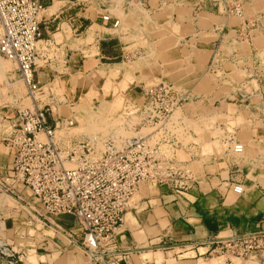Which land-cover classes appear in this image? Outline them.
Segmentation results:
<instances>
[{
    "label": "crops",
    "instance_id": "1",
    "mask_svg": "<svg viewBox=\"0 0 264 264\" xmlns=\"http://www.w3.org/2000/svg\"><path fill=\"white\" fill-rule=\"evenodd\" d=\"M232 1L234 0H227L228 4ZM242 1L247 9H252L248 17H255L260 12L255 8V0ZM42 2L44 10L53 3L52 0ZM179 2L156 0L152 6L148 0L141 5L145 9H151L153 13L161 14L156 20L158 29L177 24L178 31L191 27L183 33L184 37L199 34V38H207L201 39L195 46L178 44L169 48L173 52H192L197 61H190L191 67L196 66L206 73L213 63L212 58H217L219 51H223L213 42L214 35H218L216 29L221 25L236 26L238 17L225 15L221 0ZM195 3L201 4L196 13ZM179 5L189 9V13H178L175 9ZM65 6L52 15L42 12L43 9L39 13V41L45 42L38 51L39 61L42 63H37L33 75L39 89L55 75L51 66L56 69L76 67L78 70L85 65L95 66L101 57L112 55V42L118 45L117 54L124 50L119 36L115 35L116 39L99 37L93 41L95 53L90 57L91 47L81 41V36L85 32L82 29L92 25L88 24L92 18L88 20L79 15L78 11H68ZM141 18V13L127 18L125 25L135 28ZM104 28L114 29L109 26ZM78 30L81 31L80 34ZM263 51L264 48L261 47L256 50ZM172 58L173 56L169 58V69L181 67L175 57L173 60ZM233 80L235 83L236 80ZM207 91L205 93L212 94V97L220 93L216 87ZM229 92L235 93L233 88ZM31 104L44 106L49 103L34 97L31 98ZM52 116L55 119L59 115L52 110ZM48 119L52 122V117L49 116ZM230 154V158L224 159L219 170L218 167L215 168L213 173L204 175L200 182L188 187L177 188L157 181L141 183L116 236L117 247L130 252L116 264H199V261L208 264L206 260L210 258L201 255L206 248L195 246L199 241L212 237L223 239L247 230L264 235V134L251 137L243 146L242 153H235L231 149ZM11 160L9 146L0 140V178L12 187L10 192H0V237L11 242L20 264H97L89 261L77 248L82 233L74 216L47 215L34 202L30 192L19 182L13 181L10 173ZM231 182L241 183L244 191L241 194L233 193L228 188ZM222 258L220 264H264V249L253 251L243 258Z\"/></svg>",
    "mask_w": 264,
    "mask_h": 264
},
{
    "label": "rangeland",
    "instance_id": "2",
    "mask_svg": "<svg viewBox=\"0 0 264 264\" xmlns=\"http://www.w3.org/2000/svg\"><path fill=\"white\" fill-rule=\"evenodd\" d=\"M147 1L61 0L55 13L67 3L68 11H78L88 20L92 18L88 24L105 32V38L116 39L114 36H119L124 50L117 54L118 45L112 42V55L101 57L95 66L85 65L79 70L76 67L56 69L51 66L55 75L34 92V97L49 103L54 114L64 119L72 116L78 124L73 128L76 133L104 137L113 132L131 133L124 126L125 115L138 109L145 99L142 97L144 89L165 81L175 83L192 96L182 102L157 135L161 139L162 150L174 154L173 162L168 165L173 167L175 182H191V185L200 182L204 175L213 173L215 168L219 170L224 159L230 158L235 142L244 146L251 137L264 134V51L256 52L258 47L264 48V0L254 1L255 8L260 11L255 17H248L252 9H247L241 0L238 24L234 27L221 25L216 29L218 35H214L213 42L223 51H219L217 58H212L213 63L206 73L196 66L191 67L189 62L196 60L192 52H173L169 48L178 44L195 46L207 38H199V34L184 37L183 33L191 27L178 31L177 24L158 29L156 20L161 14L145 9L141 4ZM175 1L181 4L183 0ZM155 3L156 0H150L152 6ZM175 10L181 14L190 11L182 5ZM44 12L55 14L49 10ZM105 12L120 17L119 28H104L107 25L99 17ZM139 13L142 18L135 28L125 25L127 18ZM81 41L91 47L89 56H93L94 40ZM44 44V41H38L37 50ZM170 56L175 57L181 67L169 69ZM117 62L119 66L113 67ZM102 64L117 73H112L113 76L98 75ZM208 82L211 84H206ZM214 87L220 90L219 96L205 93ZM232 88L234 94L229 92ZM31 98L15 63L0 56V132L9 129L3 118L11 115L15 108L33 107ZM131 118L129 123H134L133 119H138L139 115L133 114ZM222 259L211 257L206 262L220 264ZM199 264L207 263L199 261Z\"/></svg>",
    "mask_w": 264,
    "mask_h": 264
},
{
    "label": "built area",
    "instance_id": "3",
    "mask_svg": "<svg viewBox=\"0 0 264 264\" xmlns=\"http://www.w3.org/2000/svg\"><path fill=\"white\" fill-rule=\"evenodd\" d=\"M221 1L225 15L239 16L241 0L231 4ZM43 7L42 0H0V56L15 63L32 98L39 88L33 75L40 59L38 15ZM200 8L201 4L195 3V13ZM99 19L112 28L121 25L120 19L109 12ZM191 96L170 81L151 85L144 89L145 99L138 109L125 115V127L131 133L113 132L104 137L76 133L75 119L60 115L54 119L48 105L15 108L3 118L9 129L0 132V140L12 152L11 177L30 192L47 215L74 216L82 233L77 248L89 261L116 264L130 252L117 247L116 236L140 184L157 181L184 188L191 183L175 182L173 167L168 165L174 154L162 150L157 135ZM133 114L139 118L129 123ZM232 150L242 153L243 145L235 142ZM228 188L235 194L244 191L241 183L231 182ZM11 190L0 178V191ZM195 246L206 248L201 254L206 257L243 258L264 249V235L247 230L223 239L208 238ZM0 264H20L11 242L2 237Z\"/></svg>",
    "mask_w": 264,
    "mask_h": 264
},
{
    "label": "bare ground",
    "instance_id": "4",
    "mask_svg": "<svg viewBox=\"0 0 264 264\" xmlns=\"http://www.w3.org/2000/svg\"><path fill=\"white\" fill-rule=\"evenodd\" d=\"M53 1V3H52V5H50L49 7H47L44 11H46V10H49V11H51L52 13L59 7V4L61 3V0H52ZM63 4V3H62ZM61 4V5H62ZM60 5V6H61ZM45 8V7H44ZM44 11H42V12H44ZM47 13H49V12H47ZM55 13V12H54ZM39 16V15H38ZM55 35H59V33L58 34H55ZM104 36H106L105 35V32H102V31H99L98 29H96V28H94L93 26H89L87 29H85V32L83 33V35L81 36V39L82 40H85V41H90V40H95V39H97V38H99V37H104ZM80 41V40H79ZM113 67H118L119 66V63L117 62V63H113V65H112ZM103 67V68H102ZM112 73H117V71L115 72V70H111V69H109V68H106V65L105 64H102V66H101V68L98 70V75H100V76H107V74H110V75H112ZM113 76V75H112ZM41 88V87H40ZM125 88V87H124ZM39 89V88H38ZM33 99V98H32ZM124 110V109H123ZM134 111L132 110V111H130V113H133ZM122 113H123V111H122ZM124 114V113H123ZM91 116V115H90ZM173 116V115H172ZM137 117V116H136ZM94 118V117H93ZM125 118V117H124ZM175 118V117H174ZM121 119H123L122 117H121ZM128 119V118H127ZM126 119V120H127ZM123 120H125V119H123ZM132 120V118L130 119V121ZM133 120H138V119H133ZM118 121V120H117ZM134 121V122H135ZM122 122V121H121ZM133 122V121H132ZM125 124H126V122H124ZM123 123V124H124ZM169 123H170V121H169ZM125 126V125H124ZM172 127V126H171ZM125 131V130H124ZM172 131V130H171ZM126 132V131H125ZM128 132H130V131H128ZM127 132V133H128ZM120 133H122V132H120ZM165 146V145H164ZM165 150V149H164ZM19 204V203H18Z\"/></svg>",
    "mask_w": 264,
    "mask_h": 264
}]
</instances>
